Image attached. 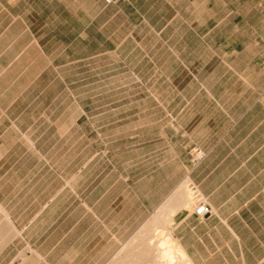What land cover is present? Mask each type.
Segmentation results:
<instances>
[{"label": "crops", "instance_id": "obj_1", "mask_svg": "<svg viewBox=\"0 0 264 264\" xmlns=\"http://www.w3.org/2000/svg\"><path fill=\"white\" fill-rule=\"evenodd\" d=\"M164 205L190 264H264V0H0V264H155Z\"/></svg>", "mask_w": 264, "mask_h": 264}, {"label": "rangeland", "instance_id": "obj_2", "mask_svg": "<svg viewBox=\"0 0 264 264\" xmlns=\"http://www.w3.org/2000/svg\"><path fill=\"white\" fill-rule=\"evenodd\" d=\"M191 197H192V195H191ZM166 208H167V206L164 205L157 212H154L153 214H151L149 216V218L144 222V224L140 227V246H147V245H154L155 244V246L157 247V244H159V242H161V241H157L158 234L159 235L161 234L162 237L166 234L167 229L165 228V226H166L167 219H168V218L166 220L161 219V216H163L164 213L167 216H170V213L168 212V209H166ZM143 235H144V237H143ZM162 241H165V240H162ZM170 243H173V242L171 241ZM141 250L142 249H140V260H143L144 253ZM152 250H150L148 258L149 257L154 258V260L156 262L157 259H159L157 249H152ZM174 250L176 251L177 248H174ZM181 259L186 261V264L190 263L183 256L181 257ZM140 264H141V262H140Z\"/></svg>", "mask_w": 264, "mask_h": 264}, {"label": "bare ground", "instance_id": "obj_3", "mask_svg": "<svg viewBox=\"0 0 264 264\" xmlns=\"http://www.w3.org/2000/svg\"><path fill=\"white\" fill-rule=\"evenodd\" d=\"M185 193H187V192H185ZM185 197H187V196L183 195V200H185ZM188 199H189V196H188ZM192 199H193V196H192ZM188 201H190V200H188ZM187 205H190V204H187ZM167 244H168V241H161V242H159V244H157V247L155 249H157L159 259H157L155 264H186V261L181 259L182 256L185 257L184 252L178 247H177V250L175 251L174 248H172L173 245H172V247H170V246L166 247Z\"/></svg>", "mask_w": 264, "mask_h": 264}, {"label": "built area", "instance_id": "obj_4", "mask_svg": "<svg viewBox=\"0 0 264 264\" xmlns=\"http://www.w3.org/2000/svg\"><path fill=\"white\" fill-rule=\"evenodd\" d=\"M107 2H112L114 0H106ZM204 156V152L200 148H196L193 152L194 162H198ZM195 213L199 216H204L211 213L210 206L206 203L204 199H201L197 206L195 207Z\"/></svg>", "mask_w": 264, "mask_h": 264}]
</instances>
